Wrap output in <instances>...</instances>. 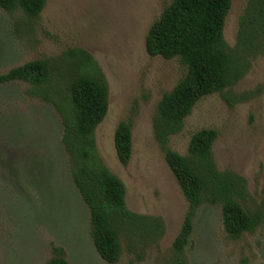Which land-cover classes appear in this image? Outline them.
<instances>
[{
  "label": "rangeland",
  "instance_id": "obj_1",
  "mask_svg": "<svg viewBox=\"0 0 264 264\" xmlns=\"http://www.w3.org/2000/svg\"><path fill=\"white\" fill-rule=\"evenodd\" d=\"M248 1L233 0L225 25L231 47L237 44ZM171 2L47 0L32 23L23 12L13 15L0 6V74L36 59L65 63L77 48L92 54L110 94L108 113L96 129L101 159L125 183L130 210L165 221L163 237L144 250L142 259L124 239L120 261L104 260L91 235L89 207L72 179L59 112L32 96L25 81L0 83V264H46L53 245L65 248L71 264H166L188 201L155 137L153 117L188 67L179 58L151 56L146 39ZM249 92L253 97L240 99ZM231 93L232 106L221 93L202 98L169 146L186 155L197 131L217 129L213 152L218 168L244 176L250 206L264 207V53L253 59ZM130 118L133 153L125 166L115 133ZM194 223L186 247L190 264H264V221L254 233L232 239L224 230L221 205L204 204Z\"/></svg>",
  "mask_w": 264,
  "mask_h": 264
},
{
  "label": "trees",
  "instance_id": "obj_2",
  "mask_svg": "<svg viewBox=\"0 0 264 264\" xmlns=\"http://www.w3.org/2000/svg\"><path fill=\"white\" fill-rule=\"evenodd\" d=\"M47 0H0V6L21 11L27 23L37 21ZM233 0H172L152 24L146 39L148 53L165 59L179 58L188 67L174 89L163 95L153 117L154 133L167 163L188 201L182 228L166 264H190L186 247L202 205H221L224 230L239 239L254 233L264 221V207L249 204L250 193L244 176L220 170L213 145L215 128L197 131L186 155L169 146L171 136L183 130L185 119L204 97L221 93L233 105L232 87L250 70L252 61L264 53V0H249L240 19L237 44L225 38V25ZM65 63L50 58L36 59L0 74V83L25 81L29 93L52 103L64 125L63 143L72 179L91 216V235L101 257L120 261L124 239L139 259L144 250L159 242L165 233L161 216L140 214L129 209L125 183L102 161L97 149L96 129L110 105L109 84L92 54L82 48L71 50ZM64 64L68 66H64ZM253 93L240 96L250 99ZM133 120H123L115 133L121 163L127 166L133 153ZM46 264H71L66 250L52 246Z\"/></svg>",
  "mask_w": 264,
  "mask_h": 264
}]
</instances>
